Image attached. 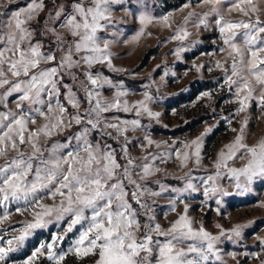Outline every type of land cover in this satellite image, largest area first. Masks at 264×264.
I'll return each mask as SVG.
<instances>
[{
  "label": "snow or ice",
  "instance_id": "snow-or-ice-1",
  "mask_svg": "<svg viewBox=\"0 0 264 264\" xmlns=\"http://www.w3.org/2000/svg\"><path fill=\"white\" fill-rule=\"evenodd\" d=\"M113 2L90 0L86 4L84 0H75L68 12L64 13L63 8H59L55 18L63 13V19L58 27L67 29L74 39L55 35V51L44 52L42 41L33 43L35 30L28 26V22L42 11L43 0H30L24 9L10 12L7 22L0 24V88L9 86L3 97L19 94L16 111H0V159L5 161L0 165V207L5 209L0 215V225L10 219L8 208L13 203L17 205L16 213L28 212L32 217L19 227L0 229V264H37L40 257H44L49 264H64L69 254L78 258L96 256V264H215L221 261L216 248L219 237L203 226L195 228L194 221L188 216V205L181 200L186 193L199 190L190 175L183 187L169 188L160 184L159 191H153L133 178L138 176L140 180H146L160 172L157 161L167 163L174 160L179 161L181 167H187L191 160L199 166L203 159L204 135L212 129H207L206 133L189 142H181L179 146L173 144L163 152L152 153L141 164L135 163V158L128 151V144L131 143L128 133L137 130L145 132L142 140L137 142L142 149L145 144L150 147L154 143L158 149L161 148L162 145L151 138L148 126L142 124L143 118L158 123L161 113L152 110L151 105L157 102V97L150 90L151 83L143 85L142 100L130 103L127 99L130 92L122 82L114 83L102 73L90 70L96 64L106 63L110 70L119 71L112 66L109 47L112 41L100 35L111 22ZM201 3L212 4L213 8L203 15L189 12L185 23L171 39L186 40L190 35L187 24L193 17V27L207 28L206 17L215 13V23L224 45L217 52H227L231 59L227 67L226 62L216 61L215 67L224 72L221 86H227L233 93L239 105L237 115L244 113L253 100L264 109V21L258 15L255 20L251 19L252 15L261 11L260 6L254 0H233L223 11L235 9L249 19L226 21L223 12L215 7L221 0H201ZM189 7L190 0H185L178 10ZM161 19L171 26L168 16ZM153 20L146 15L140 17L141 24H149ZM4 28L8 31L3 32ZM45 30L56 33V28ZM138 38L139 34L135 39ZM187 47L178 48L175 54L179 56ZM56 52L61 53L58 61ZM42 63L53 66L41 68ZM202 67L199 66L197 71ZM73 68H82L88 82L83 88L84 100L88 104L83 114L78 111L81 101L72 87L62 83L65 74L71 75L73 80L77 79L76 74L71 72ZM9 75L15 80L8 79ZM105 87L114 90L112 100L105 99L102 91ZM61 88L65 90V102L60 99ZM201 97L210 99L211 93L206 91ZM21 102H26L28 107ZM66 105L76 111L69 113ZM110 112H134V118L106 115ZM49 113L54 114L50 116ZM39 118L45 123L32 130L29 125H35ZM82 121L84 126L66 137L64 142L53 143L48 148L41 147L42 138L51 139L73 125H81ZM246 125L245 119L234 141L218 153L215 172L199 178L205 201L214 199L220 206L223 197L231 195L219 183L225 176L237 189L236 195L247 192L255 178L264 177V141L255 146L245 143L243 128ZM232 131L236 132V129ZM94 132L101 139L93 140ZM103 137L117 141L124 138L119 148V160L117 149ZM24 145L29 146L31 151L20 147ZM10 151L17 155L9 159ZM237 160L245 161L244 165L240 168L231 166L230 162ZM164 192L176 194L169 211H176L177 201L184 203L183 213L167 229L154 222L156 218L151 215V205L142 202L146 195L157 197ZM46 199L52 200L53 204H45ZM133 202L138 208L133 207ZM138 210H142L146 218L143 225L137 215ZM216 211L219 213L220 208L217 207ZM65 221L60 232L54 234L49 242L39 243L26 258L18 262L11 258L37 230H46L53 223L59 225ZM77 226L79 229L71 246L57 251L65 236ZM141 227L145 230L143 234H140ZM242 227L236 225L230 233L222 231L221 234L229 239L239 237ZM261 244L264 245V240ZM231 255L235 259L237 253ZM210 257L213 259L210 260Z\"/></svg>",
  "mask_w": 264,
  "mask_h": 264
},
{
  "label": "rangeland",
  "instance_id": "rangeland-1",
  "mask_svg": "<svg viewBox=\"0 0 264 264\" xmlns=\"http://www.w3.org/2000/svg\"><path fill=\"white\" fill-rule=\"evenodd\" d=\"M71 2L74 3L75 0ZM84 2L87 4L90 3V0H84ZM254 2L260 6L261 11L256 15H252L251 19L255 20L258 15L261 21H264V0H254ZM29 3L30 0H0V24L7 22L10 12L18 9L22 10ZM171 3L176 2L173 0H114L111 4V22L107 30L100 33V35L112 41L109 46L112 66L113 69H119V71L110 70L106 63L96 64L90 70L93 73H102L104 76L111 78L114 83L122 82L130 92L127 97L130 103L142 100L141 93L145 91L143 85L151 83L150 90L157 97V102L151 107L153 111L159 112L161 115L158 123L143 118L142 124L148 126L151 138L156 143H160L162 147L158 149L154 143L150 147L145 144L142 149L137 146V142L142 140L145 132L141 130L130 131L128 138L131 143L128 144V151L135 158L136 164H141L144 158L152 153L163 152L166 148H171L173 144L179 146L181 142H189L206 133L207 129H212L210 133L204 135L203 159L199 166L192 163L191 160L187 167H181L179 161L169 160L167 163L157 161L160 172L146 180H140L138 176L133 178L151 190L159 191V188L154 189L153 183H157L158 187L160 184H164L169 188L183 187L185 179L190 175L193 178L192 182L198 186L199 190L191 194L186 193L181 197V200L187 203L188 216L194 221L193 226L195 228L203 226L209 233L219 237L216 248L219 251L221 261H216L215 264H264V245L261 244V240H264V177L255 178L247 192L243 195H236L237 189L232 181L225 176L219 180V183L231 195L223 197L220 206L216 205L214 199L205 201L202 194L203 189L199 187L201 183L199 178L215 172L214 163L217 160L218 153L224 149L225 145L234 141L245 119L247 120V125L243 128L245 143L249 146H255L264 141V109L258 106L256 100H253L244 113L237 115L239 105L235 101L233 93L228 90L227 86H221L224 72L215 67L216 61L226 62L225 66L227 67L231 64V59L227 56V52H217V49L224 47V45L220 38L218 26L215 23L217 18L215 13L206 17L207 28L204 26L193 27L195 22V17H193L187 24L189 37L183 42L171 39L178 28L185 23V17L188 16L189 12L203 15L209 12L213 5L201 3V0H190L191 7L179 11L178 9L183 4L168 9L167 7ZM231 3H233V0H221V3L215 5L223 12L224 20L246 21L249 19V17L244 16L235 9L224 12L223 10ZM43 4L42 11L28 22V26L39 33L41 32L39 20L46 13L47 8L44 2ZM10 5L18 6L8 10ZM241 6L245 7V5ZM142 15L153 17V22L141 24L140 17ZM165 16L169 17L170 27L162 22L161 18ZM47 23L48 21H45L43 26L51 28ZM7 31V28L3 29V32ZM35 31L32 38L33 43L37 41ZM141 31L142 34H140ZM56 33L65 36V39H74L69 35L67 29H61L58 26L56 27ZM138 34L139 38L135 39ZM237 39H239V36H237ZM184 46H188L187 50L177 56L175 54L176 50ZM50 49L52 51L56 50L55 46H48L46 51L42 48L44 52H48ZM60 55V52H56L57 61L60 59ZM201 65L203 67L197 71V68ZM52 66L51 63L40 65L41 68ZM208 69L212 70L208 71ZM4 71L7 73L8 69L5 67ZM71 72L76 74L77 79L73 80L71 75L65 74L62 83L69 84L72 87L81 101L78 111L83 114L88 108V104L84 100L85 92L83 90L88 82L83 75L82 68H73ZM165 72L168 75H164ZM8 79L15 80L10 75ZM20 79H24V77H20ZM201 82L207 83L209 89L198 93L191 101L177 104L182 101V98H180L182 95H190L193 85ZM7 87L9 86L6 85L4 88H0V97H3ZM102 91L106 100L114 98L113 89L105 87ZM206 91L211 93L210 99L201 97V94ZM64 92L65 90L61 88L60 99L62 102H65ZM18 95L13 93L11 96L0 99V111H16ZM21 103L24 107H28L26 102ZM5 104L7 107H5ZM66 106L69 113L76 111L70 105ZM54 113H49V115L51 116ZM106 115H119L127 119L134 118V112L131 114L110 112ZM223 118H227V120ZM227 121H230V123ZM43 123L45 121L39 118L35 125H29V127L35 130ZM83 126L84 122L82 121L81 125H73V127L65 129L58 135H54L51 139L42 138L41 147L48 148L53 143L64 142L66 137L72 136ZM232 129H236V132H233ZM92 139H101V137L94 132ZM103 140H106L107 143L112 144L117 149V159L119 160L121 156L119 148L124 138L121 137L117 141L110 137H103ZM165 142H167L166 145ZM20 147L31 151L27 145ZM15 155H17L16 152L10 151L8 158L10 159ZM4 162V159H0V165ZM230 163L231 166L240 168L245 161L237 160ZM175 195L172 192H164L157 197L146 195L142 200V202L151 205V215L156 218L154 222L159 223L162 229L169 228L184 211V203L180 201H177L175 212L168 210ZM130 197L131 192H129V199H131ZM58 200L59 198H57V202ZM44 203L52 205L53 201L46 199ZM16 207L17 205L14 203L9 206L10 219L0 225V229L10 230L13 227H19L22 222L32 219L28 212L16 213ZM133 207L137 208L138 206L133 205ZM217 207L220 208L219 213L216 211ZM4 211L5 209L0 207V215ZM137 215H143L142 210H138ZM143 218L145 219L144 215ZM66 222L59 225L53 223L46 230H37L25 242L23 248L11 255V258L17 262L26 258L39 243L49 242L54 234L61 231ZM217 225L220 227L218 228ZM236 225L243 226L239 237L233 236L229 239L221 234L222 231L230 233ZM78 229L79 226L72 233L65 236L57 251L71 246ZM140 234H142V227L140 228ZM24 251L26 254L24 257H20V254ZM233 252L237 253L235 259L231 255ZM96 259V256L91 255L78 258L69 254L64 264H96ZM212 259L210 257V260ZM37 264H49V262L44 257H40Z\"/></svg>",
  "mask_w": 264,
  "mask_h": 264
},
{
  "label": "trees",
  "instance_id": "trees-1",
  "mask_svg": "<svg viewBox=\"0 0 264 264\" xmlns=\"http://www.w3.org/2000/svg\"><path fill=\"white\" fill-rule=\"evenodd\" d=\"M72 0H43V2L45 3V5H47L46 8V13L41 17V19L39 20V26L41 28V32H36L35 31V35H36V39L39 41L43 42V49L46 51L48 46H55L56 41H55V35H59L62 36L58 33L53 34L52 32L46 31V27L43 26V23L45 21H48L47 24H49V26L51 28L53 27H57L59 25V23L61 22V20L63 19V13L61 14V16L59 18H55V12L59 9V8H63L64 13L68 12L70 10V6H71V2ZM176 3H171L168 5V9H173L176 8L182 4L185 3V0H173ZM18 5H10L8 7V10H11L13 8H15ZM50 14H51V18H50ZM43 26V27H42ZM65 37V36H62ZM208 84L205 82H201V83H196L193 85L190 95H182V101H179L177 104H180L184 101H191L193 100V98L198 94L201 93L205 90H208ZM177 182V181H176ZM152 184V183H151ZM154 189H158V184L157 183H153L152 184ZM131 198V197H130ZM134 206H138L133 202ZM138 208V207H137ZM140 220H141V224L143 225V223L145 222L146 218H143V215H139ZM144 228L142 227V234L144 232ZM26 254V252H22L20 254V257H24V255Z\"/></svg>",
  "mask_w": 264,
  "mask_h": 264
}]
</instances>
